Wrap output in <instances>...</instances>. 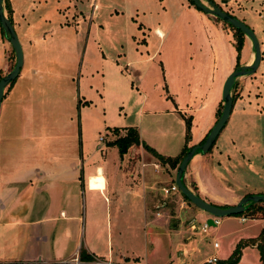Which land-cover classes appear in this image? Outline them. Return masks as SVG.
Listing matches in <instances>:
<instances>
[{"label":"rangeland","instance_id":"rangeland-1","mask_svg":"<svg viewBox=\"0 0 264 264\" xmlns=\"http://www.w3.org/2000/svg\"><path fill=\"white\" fill-rule=\"evenodd\" d=\"M219 1L214 0L217 5ZM220 7L248 27L261 44L264 0H227ZM6 8L8 12L4 9V14H9L21 48V77L25 74V78L47 83L48 90L38 94L51 98L50 111L55 116L71 114L76 128L81 121L83 133L100 147V151L95 150L97 157L122 161L124 168L130 154L126 151L119 156L116 148L107 146L113 128H132L139 148L142 144L153 145L164 157H175L183 146L197 144L208 118L216 121L222 109L223 82L236 68V57L238 66H242L248 56L245 39L236 53L233 30L225 26L230 32L225 34L211 17L187 0H10ZM260 57L254 73L236 78L229 91L235 100L236 121L243 99L251 102L250 110L258 105L260 111L253 121L254 128L250 125L247 129V137L256 147L249 157L251 169L246 163H232L233 167L221 164L227 188L246 196L264 195V48ZM13 65L12 50L0 33V78ZM58 96L60 99L54 101ZM204 154L199 156L205 159ZM139 167L137 159L136 168ZM133 177L137 182V175ZM187 186L193 192L192 184ZM117 190L124 192L119 187ZM229 192L214 191V197L219 198H214L217 205L231 206L221 204L232 195ZM159 194L163 200L157 201L156 207L164 201L172 212L171 218L167 211L163 214L164 226H144L138 204L132 214L118 215L121 234L114 262L203 264L212 256L225 260L241 240L256 237L264 228V218L257 213L252 222L242 224L236 222L237 217L219 218V225L209 226L202 233L199 228L212 217L184 200L179 192L176 194L185 203L180 208L171 197ZM258 203L255 204L264 208L262 202ZM188 205L197 213L193 221L187 216ZM154 210L152 207L150 211ZM112 217L113 214L111 221ZM104 218L103 213L92 218L97 234L103 237ZM112 222L109 232L113 240L117 230ZM168 223H175L174 228L170 229ZM191 224L197 229L190 230ZM230 231L236 233L227 236ZM213 242L216 249L212 248ZM104 257L101 258L105 260ZM259 257L255 247L242 246L235 264H264V248Z\"/></svg>","mask_w":264,"mask_h":264},{"label":"crops","instance_id":"crops-1","mask_svg":"<svg viewBox=\"0 0 264 264\" xmlns=\"http://www.w3.org/2000/svg\"><path fill=\"white\" fill-rule=\"evenodd\" d=\"M5 1L7 4L10 2ZM222 1L225 0H220V5L214 0L212 3L221 10L220 6L227 3V0L224 3ZM3 15L5 16L4 8ZM211 18L221 31L230 33L225 29L224 23ZM243 39L248 56L242 66L250 64L253 59L250 41L246 37ZM260 41L259 51L262 54L263 35ZM6 64L7 61L2 70ZM229 69L231 63L228 61L227 71ZM21 72L19 69L16 78L5 86L0 102V264H73L72 260L75 258L87 262L94 258L104 260L101 258L104 256L105 261L114 262L121 234L118 230V215L132 214L138 204L141 214L143 213L141 217L144 226H164L166 222L163 214L168 211L167 204L163 201L156 207V203L163 200L159 194L161 189L174 184L176 168L160 164L150 153L139 148V145L127 149L130 156L125 168L122 161L116 163V160H108L104 156L97 157L95 150L100 151V147L96 140L90 141L87 133H83L81 121L76 128L71 114L55 116L49 107L51 98L45 95L39 97L38 94L39 91L41 94L46 92L42 89L48 90L47 83L25 78V74L21 77ZM54 99L57 101L60 98L58 96ZM71 99L74 101V98ZM250 104V101L243 99L240 103L242 110L237 113L236 121L233 113L234 100L228 120L209 153L204 154L206 158H201L200 153L195 154L183 173V183H187L184 185L189 187L187 185L192 184L198 196L208 203H214L213 205L218 204L214 199L216 190L232 193L221 204L235 205L247 195L227 188L221 164L224 167L231 164L233 167V164L246 163L251 169L249 157L256 147L247 137V129L250 125L254 128L253 121L260 111L258 105L252 109L255 112L250 110ZM213 119L214 117L205 121L206 125L195 145H198L215 123ZM125 128L121 127L117 132L112 129L107 146L116 148L112 142L125 134ZM147 147L163 156L156 146ZM179 155L180 152L175 157ZM262 157L263 155H259L260 161L263 160ZM245 158L248 160L244 161ZM137 159L140 163L139 170L136 168ZM260 169L262 170L261 165ZM125 175L127 179H124ZM133 175H137V182ZM99 181H102L100 187ZM118 187L124 192L119 190L118 193ZM168 197L173 199L178 208L185 205L176 193ZM152 207L155 208L154 212L150 211ZM187 207V216L193 221L197 213L192 210L193 207ZM168 212V217L171 218V210ZM100 213L105 217L104 237L102 233L97 234L92 220L94 214ZM86 214L89 216L87 222ZM161 218L163 220H159ZM241 218L244 217H237L236 222L242 224L253 221L247 217L244 222H240ZM111 222L117 230L113 240L111 231L109 232ZM174 224L169 226L168 223L167 226L173 229ZM234 233L236 231H230L226 235ZM235 240L238 241L239 236Z\"/></svg>","mask_w":264,"mask_h":264},{"label":"water","instance_id":"water-1","mask_svg":"<svg viewBox=\"0 0 264 264\" xmlns=\"http://www.w3.org/2000/svg\"><path fill=\"white\" fill-rule=\"evenodd\" d=\"M2 1L3 0H0V29L2 30L4 38L6 39L7 43L9 44L12 50L14 56V65L5 76L0 78V102L3 95V89L16 78L19 69L22 65L21 48L10 21L3 15ZM189 1L193 4L195 8H197L202 13L210 15L211 17L220 20L224 24L230 25L232 28L242 33L243 36L250 41L251 50L253 53V59L250 64L234 68L232 72L225 78L220 95L222 109L218 118L207 132L202 144L190 147V149L182 156L175 170L174 185L176 186L178 192L198 210L208 214L212 218L219 219L242 213L248 203H264V195L244 196L240 198L235 205L220 207L208 203L201 199L199 196L193 194L183 183V173L187 164L197 152L200 154L206 153L211 147V145L214 143L215 139L224 127L230 115L232 100L229 91L234 83V80L238 77L248 76L254 73L260 61V51L258 42L253 32L242 22L223 12L211 2L205 0ZM222 2L224 3L225 1ZM206 223L209 226H213L211 218L208 219Z\"/></svg>","mask_w":264,"mask_h":264},{"label":"trees","instance_id":"trees-1","mask_svg":"<svg viewBox=\"0 0 264 264\" xmlns=\"http://www.w3.org/2000/svg\"><path fill=\"white\" fill-rule=\"evenodd\" d=\"M187 1L191 5H193L189 0H187ZM205 1H208V2L212 3V0H205ZM2 2L4 4V9L8 12V9L6 8L7 5L5 3V0H3ZM6 18L10 21V17H9L8 13H7V17ZM224 25H226L231 30H233V38H234V42H235V47L234 48H235L236 53H238L239 50H240V47L242 46V42H243V38H244L243 34L240 33L238 30L232 28L230 25H227V24H224ZM0 33H1V36L4 37L3 32H2L1 29H0ZM237 66H238V61H237V57H236L235 67H237ZM231 100H232V105H233L234 98L232 96H231ZM219 114L220 113L218 111L217 112V118H218ZM112 131L113 132H117V129H113ZM205 136L198 143V145L202 144ZM138 144H139V141H138L137 133L132 128L126 129L125 134L123 136L116 138L112 142V145H114L117 148L119 156H122L123 154H125L127 149L130 146H137ZM213 144L211 145V147L209 148V150L207 152L210 151V149L212 148ZM142 148L146 152L150 153L160 164L168 165L171 169L176 168V166L178 165V163L181 160L182 156L190 149V148H187L186 146H183V148H182V150L180 152V155L178 157L169 158V157H163V156H160V155L156 154L153 150H151L150 148H148L147 146H145L143 144H142ZM192 191L194 192V194L196 196H198V193L196 192V188L193 185H192ZM183 199L186 200L184 197H183ZM258 204L248 203L247 206H245V208H244L242 213H240L238 215H233V216H230V217H244V218L248 217L250 219H254L255 218L254 216L257 213H259L261 215V218H264V208L260 207ZM220 207H225V206H220ZM246 245L255 246V248L259 252V256H260L259 258H261L262 251H263V248H264V228L260 230V232H259V234H258V236L256 238L248 239L247 241H243V242L240 241L236 245L235 249L232 251V253L229 255V257L227 259L220 260V261L217 260L215 262V264H235L237 262V260H238V257H239L240 248L242 246H246ZM83 258L84 257H81V259H83Z\"/></svg>","mask_w":264,"mask_h":264},{"label":"built area","instance_id":"built-area-1","mask_svg":"<svg viewBox=\"0 0 264 264\" xmlns=\"http://www.w3.org/2000/svg\"><path fill=\"white\" fill-rule=\"evenodd\" d=\"M264 76V75H263ZM154 168H156V166H154ZM161 192L164 196H170L174 193H178V190L176 188V186L174 184H171L170 186L166 187V188H162L161 189ZM157 215V213H156ZM245 219L244 218H241L240 219V222H244ZM212 223H213V226L212 227H216L217 225H219V219L218 218H212ZM209 225L207 223H204L201 225V227L199 228V230L202 232V233H205L206 230L208 229ZM189 229L190 230H196L197 228L194 227L192 224L189 226ZM212 248L213 249H216L217 248V244L214 242L212 243ZM217 261V259L215 257H209L207 259H205V261L203 262L204 264H215V262ZM72 263L73 264H126L124 262H112V261H105V260H102V259H97V258H94V259H91L90 261H87V262H81L79 261L77 258L73 259L72 260Z\"/></svg>","mask_w":264,"mask_h":264}]
</instances>
